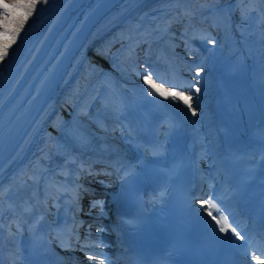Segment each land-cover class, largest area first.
I'll return each instance as SVG.
<instances>
[{
    "label": "bare ground",
    "instance_id": "obj_1",
    "mask_svg": "<svg viewBox=\"0 0 264 264\" xmlns=\"http://www.w3.org/2000/svg\"><path fill=\"white\" fill-rule=\"evenodd\" d=\"M81 1L82 0H47L45 3L41 0V4H39V6L37 4L31 15V17L39 21L25 31H22V28H20L18 36L24 39L26 33L31 32L39 26L44 27V31L33 37L31 43L25 49L23 56L17 59L11 67L7 66L6 68H2V65H0L1 80L9 78L16 70L20 69L23 72L40 48L46 33L53 29L56 24L62 22L69 13L68 6L75 8ZM135 3L136 1H133L120 7L119 10L107 20L106 27L113 29L110 35L106 36L100 42L94 40L84 47V54L87 60L85 64H83L82 69H80L77 78L68 77L64 88H62L53 99L50 110L40 118L36 131L30 136L26 148L21 152L19 157L13 159L10 165L1 171L0 193H4V195L0 196V218L3 216L1 220L4 222L7 218H9V220L13 218L12 213L7 215L8 213L5 211L11 202L8 197L14 195V192L12 196L9 192H3L4 189L7 187H11V190L16 189V180L22 176L46 177L57 164L62 163L59 161L63 160L64 154L69 155L71 152L69 143L65 140L67 139L69 129L78 131L82 126L86 129L91 127L90 121L86 118L88 117L86 101L95 91V83L99 78L98 75L101 73V69L105 73H109L110 77L113 79L122 82L125 77L124 75H127L123 70V64L125 63L124 57L130 48L135 47V43L133 42L138 43L144 35L163 26L167 21L172 20L177 7H181L183 10L188 9L187 5L189 1L181 0V3L177 6L174 3H169L168 0H148L137 10L130 12ZM138 25L141 26L140 32L143 34H141V36L139 32L133 31L139 30ZM127 37H129V40L124 41V44L118 47L114 58H101L102 56H106V53L110 51L116 39H126ZM18 47L20 46H15L11 49L10 56H17L16 50ZM139 54H141V52H139ZM139 58L142 59V61H146V58L142 55H139ZM222 60H224V57H222ZM220 66L221 70L217 72V75L223 78L226 76L227 71L222 62ZM96 67L102 68L97 71ZM129 77L131 78H128L123 83L129 90L128 92L130 95L127 97L129 99L128 102L133 103L138 110H141L142 117L144 118L143 124L145 126V129L141 132L133 134L132 141L136 142L138 146H145L146 151H163L165 153H169L175 148H182L188 144H192L195 128L186 127L183 120L174 113L173 105L170 102H165L163 105L153 103L151 98L146 97L141 89L143 82L133 75ZM251 77H254V74H251ZM105 79L110 81L109 77ZM246 80L249 81L247 73H241L237 76V90L239 93L246 92L247 89L243 86ZM202 83L204 96L202 97L201 104L205 106L206 100L214 88L212 87V78L208 77V75L204 78ZM95 97L96 104L93 105L94 107L92 106V113L96 116L97 120L107 121L109 114L112 112L99 111L97 107H110V105L101 96L95 94ZM238 98H241V96L237 95V99ZM254 101L255 100L251 98L249 105L253 107ZM217 105L221 128L226 137L227 135H232L234 137L240 134L249 135V130L243 131V129L236 135L234 134V127L229 125L226 119L228 100L221 93L218 96ZM204 112H206V110H204ZM157 118H160L161 121H158ZM154 121H158L157 126H154ZM169 121L174 124L173 127H169ZM148 126H150V129H148ZM203 129L206 133L210 132L207 125H204ZM87 135L89 138L99 136L94 132ZM209 139L212 141L213 137ZM152 140H154L155 143L152 144ZM22 158H25L23 162L21 161ZM0 243L5 245L8 251H11L6 237L0 235ZM104 254L108 253L105 251Z\"/></svg>",
    "mask_w": 264,
    "mask_h": 264
},
{
    "label": "snow or ice",
    "instance_id": "obj_2",
    "mask_svg": "<svg viewBox=\"0 0 264 264\" xmlns=\"http://www.w3.org/2000/svg\"><path fill=\"white\" fill-rule=\"evenodd\" d=\"M41 0H18L16 3H3L0 2V13H2L3 19L0 20V62H3L9 55V49L16 42L17 37L20 32V26L23 21H26L29 16L33 14L38 3ZM47 2V0H43ZM169 3H174L177 6L181 3V0H168ZM250 3H257L264 5V0H249ZM256 11V9L249 8L247 13L241 10V15L244 17L247 14ZM185 15H191L190 10H184ZM261 22L264 23V14H261ZM159 30V29H158ZM167 32V26L163 29ZM209 43L215 44L214 38L205 37ZM261 44L264 47V31L261 32ZM264 57V53H262ZM195 74L193 76L192 82H179L175 78H169L167 75H162L159 71L152 69L147 65V62L140 64L138 69H133L137 76L142 77L143 85L141 89L145 96L151 98V101L157 105H163L165 101L173 104H182L185 110H190L192 116L197 115V108L199 107V98L201 90L203 87L204 76L202 73L205 71L206 65L201 63L200 65H195ZM142 70V71H141ZM159 81V82H157ZM168 86L165 87L164 85ZM146 86V87H145ZM195 103V106H194ZM174 124L169 121V127H173ZM134 130L129 129L128 134L131 135ZM30 180H34L35 183L39 184V177H29ZM8 190H5V192ZM3 193H0L2 196ZM80 195V188L76 190V199L78 201ZM59 198V197H58ZM38 202V201H37ZM103 201H93L92 207L97 205L103 206ZM200 209L203 213L207 214V217L211 218V221L215 223L212 225L213 232L215 235L232 244L236 249H244L241 255L244 257V264H264V239L257 240L255 236H249L247 234V228L242 227L239 221L236 219V213L230 209H227L223 204V198L217 196L213 186L207 193L206 198H201L199 200ZM9 207H13L9 205ZM34 205L25 201V206L23 207L24 213H31L33 211ZM43 217H40L36 223H39ZM2 228V225H0ZM17 230L20 229L19 222H17ZM63 231L68 234V241H62V246L70 250H75L76 244H73L71 237L76 233L75 226L68 228L65 226ZM97 231H101L97 229ZM242 232L245 234L242 235ZM11 234V233H10ZM223 234V235H221ZM264 235V234H262ZM240 241L241 243H236ZM76 243H79L78 234L76 236ZM89 245L87 243L80 244V251L85 252L87 260L91 264H105L108 260L103 253H96L95 255H88ZM249 249H252L249 255ZM0 264L3 261L0 260ZM109 264L111 262L109 261Z\"/></svg>",
    "mask_w": 264,
    "mask_h": 264
}]
</instances>
